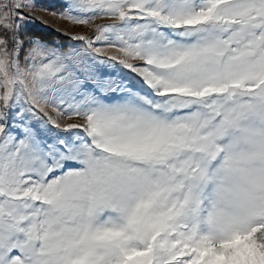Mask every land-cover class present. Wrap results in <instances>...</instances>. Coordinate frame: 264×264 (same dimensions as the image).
Masks as SVG:
<instances>
[{"label": "snow or ice", "instance_id": "obj_1", "mask_svg": "<svg viewBox=\"0 0 264 264\" xmlns=\"http://www.w3.org/2000/svg\"><path fill=\"white\" fill-rule=\"evenodd\" d=\"M61 8L0 0V264H264V0Z\"/></svg>", "mask_w": 264, "mask_h": 264}, {"label": "rangeland", "instance_id": "obj_2", "mask_svg": "<svg viewBox=\"0 0 264 264\" xmlns=\"http://www.w3.org/2000/svg\"><path fill=\"white\" fill-rule=\"evenodd\" d=\"M37 5V10L33 13L35 19H30L28 24H36L41 27L51 28L65 36L71 37L76 34L92 35L90 30L84 26H77L70 24L68 21L60 19L58 15L52 13H59L62 11L61 4L63 0H33ZM46 9V11L44 10ZM107 20H96L95 23H108ZM72 42L68 44L77 48L82 47V42L71 39ZM54 46H61L56 44Z\"/></svg>", "mask_w": 264, "mask_h": 264}, {"label": "trees", "instance_id": "obj_3", "mask_svg": "<svg viewBox=\"0 0 264 264\" xmlns=\"http://www.w3.org/2000/svg\"><path fill=\"white\" fill-rule=\"evenodd\" d=\"M22 36L25 40L31 39H40L47 42L50 45L60 44L63 47H67L72 40L70 37L59 33L58 31L38 26L36 24H27L26 29L22 31Z\"/></svg>", "mask_w": 264, "mask_h": 264}]
</instances>
